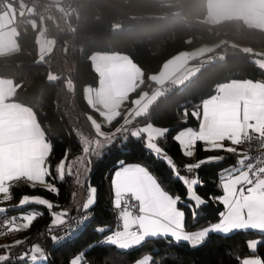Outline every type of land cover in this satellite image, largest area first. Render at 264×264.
Here are the masks:
<instances>
[{
	"label": "trees",
	"instance_id": "trees-1",
	"mask_svg": "<svg viewBox=\"0 0 264 264\" xmlns=\"http://www.w3.org/2000/svg\"><path fill=\"white\" fill-rule=\"evenodd\" d=\"M20 1L33 6L31 13L16 17L17 50L0 56V77L13 80V99L30 106L37 115L38 122L45 130L46 137L53 143V153L49 164L53 176L54 165L65 157H76L83 148L77 133H94L87 116L97 112L87 105L84 95L86 86H96L99 75L93 68L91 55L94 52H117L130 57L139 69L140 78L136 91L121 108V117L112 126L114 130L123 120V111L131 100L146 88L150 75L157 72L162 64L175 53L192 48L200 43H214L221 39L218 47L196 60L197 71L185 82L174 85L169 92L158 98L150 107L148 117H140L134 124L146 123L167 127L169 132L158 144L174 158L181 174H187L182 165L198 162L208 156H223L220 162L203 165L196 170L202 185L196 191L208 203L197 210L194 220L192 210L186 204L178 205L185 211V227L193 230L207 226L219 219L223 205L213 202L210 197L221 195L219 172L236 162V155H226L220 150L204 151L201 142L197 143L193 158H185L174 136L186 127H197L198 121L191 116L194 106L215 92L219 83L235 79L264 81V69L256 61L264 59V30L249 26L238 19H227L219 23L207 20L206 0H70L68 6L63 0H0V9L7 4L17 5ZM54 1V0H53ZM62 3L64 12L56 5ZM19 4L17 9H19ZM47 6L49 10L43 11ZM44 27V30L40 29ZM40 31V32H39ZM49 34L54 39V47L41 60L38 59L37 33ZM224 57L219 58L218 54ZM203 59V60H201ZM49 73L54 75L49 79ZM185 108L188 115L185 117ZM145 138H131L126 142L117 139L107 146L99 158H92L88 179L80 187L82 196L86 187L97 189L96 201L89 209L90 220L72 238L56 244L51 236L64 233L66 226L49 231L51 215L45 206L28 205L12 209L23 194L40 195L59 207L51 211L69 208L77 211L72 193L78 192L73 177L56 183L59 193L53 194L43 188L32 189L21 185L13 190L14 199L3 203L10 214L37 210L42 212L30 229L0 237L4 239L28 238L25 245L15 248V254L25 251L32 244L39 243L48 255L46 264H69L70 259L81 250L86 251V260L91 264H131L143 255L152 257L150 264H238L250 254L264 258V243L252 253L247 244L253 239L264 240V234L250 230H234L231 234L211 233L206 241L192 247L187 242L179 244L171 238H148L142 245L131 250H120L113 245L101 243L115 229V209L112 205L110 180L118 167V161L141 163L148 166L162 186L171 194L186 197V188L173 177L170 168L162 160L156 159L144 147ZM191 177V174H188ZM82 197V198H83ZM72 225V222H71ZM109 231L98 233V227Z\"/></svg>",
	"mask_w": 264,
	"mask_h": 264
},
{
	"label": "snow or ice",
	"instance_id": "snow-or-ice-1",
	"mask_svg": "<svg viewBox=\"0 0 264 264\" xmlns=\"http://www.w3.org/2000/svg\"><path fill=\"white\" fill-rule=\"evenodd\" d=\"M264 69V66H261ZM139 69L134 66L116 72H101L98 86L89 90L87 105L94 109L99 117L98 122L88 115L91 129L94 133L79 135L83 145L82 155L66 163L67 153L55 165L53 176L49 164L50 154L54 145L46 137L45 130L38 122L36 113L13 104H0V204L14 199L13 190L21 185L32 189L37 187L57 194L56 183L64 182L67 177H73L77 186L83 187L88 179L92 158H99L107 146L117 139L126 142L131 138H144V147L156 159L162 160L170 168L173 177L186 188V197L171 194L162 186L158 177L141 163H126L118 161V167L111 179L114 193V209L118 210V224L110 231L101 243L113 245L120 250H131L142 245L148 238H171L176 243L187 242L190 246L202 245L211 233L231 234L234 230H256L264 234V151L258 156L239 152L237 147L252 141H258V147L264 149V81L253 79L231 80L219 83L215 92L205 98L202 104L194 106L191 116L198 121V128L186 127L174 136L182 155L193 158L198 142L204 145V151L224 150L237 154L233 166L219 172V187L222 195L210 197L213 202L223 205L219 212V222L211 223L200 230L187 231L185 227V205L192 210L195 220L202 206L208 201L196 191L202 185L196 170L203 165L220 162L223 156H209L198 162L182 165L187 174H181L174 158L165 148L158 144L169 132L167 127H157L152 123L144 126H133L137 118L148 117L150 107L158 98L165 95L156 92L154 95H140L131 101L133 107L123 116V122L114 131L102 130L104 125L112 126L121 117V107L129 100L130 94L136 91ZM153 79H157L153 77ZM185 117L188 110L185 108ZM232 146H226L225 142ZM191 174V178L190 175ZM97 189L89 184L85 202L75 205L79 217H71L68 209L51 211L59 207L40 195L23 194L12 209L24 208L28 205L45 206L51 215L49 231L53 228L66 226L71 232V222L82 224L90 217L89 209L96 201ZM77 193L73 192L75 197ZM9 207L0 206V237L24 232L42 215V212L30 210L16 215L7 216ZM98 233L109 231L106 227H98ZM55 242L56 236H51ZM28 238L17 239L9 244H0V264H46L48 255L39 243L19 254L12 250L27 244ZM264 240L253 239L247 246L252 253H257ZM89 246L87 250H90ZM81 250L70 259L69 264H91L86 260V251ZM151 256L133 261L132 264H149ZM238 264H264V258L259 254L244 258Z\"/></svg>",
	"mask_w": 264,
	"mask_h": 264
},
{
	"label": "crops",
	"instance_id": "crops-1",
	"mask_svg": "<svg viewBox=\"0 0 264 264\" xmlns=\"http://www.w3.org/2000/svg\"><path fill=\"white\" fill-rule=\"evenodd\" d=\"M18 4H20V2ZM17 5L7 4L5 8L0 9V56L17 50L16 17L17 15L22 14L20 5L18 6L19 9H17ZM206 7H207V20L210 23L215 24V23H219L221 21L227 20V19H238V20L243 21L245 24L249 26L257 27V28L264 30V0H206ZM42 37H45V36H42ZM222 42H223V39L217 42H214V43L204 42L192 48L184 49V50H181L175 53L162 64L161 68L157 72L150 75L149 83L153 84L156 87L155 90L153 92H148L146 88L142 89L139 92V94L135 96L133 99H136L140 95H143V94H148L149 96H151V95H154L158 91L163 92V87L167 83H173V85H178V84L185 82L186 80H188L190 77H192L196 73L197 71V66L195 63L196 60H199L207 53L214 51L218 47V45L221 44ZM90 59H91L93 68L96 70V72L99 75V78H100L101 72H109V71L116 72V71H120L121 69L132 67V66H134L137 69V66L130 59V57L123 53L94 52L91 55ZM139 76H140V73L138 74V80L136 82V86L140 78ZM153 77H156L157 79L154 80ZM235 80H243V79H235ZM230 81H227V82H230ZM254 81H257V80H254ZM96 86H98V83ZM96 86H86L84 88V95H85L86 100L88 99L89 90L94 89ZM14 91H15V84L13 80L10 78H6V77H0V104H5V105L13 104V105L19 106L20 108H26L34 112L30 106L19 103L13 99ZM124 105H122V107ZM132 107H133L132 103L126 106V108L123 111V116L126 115L127 110ZM90 115L93 116V118L97 119L98 122H102L103 118L99 117L98 113L97 115H94V114H90ZM104 126H107V125H104ZM133 126H139V125L134 124L129 127H133ZM154 126H157V125H154ZM157 127H161V126H157ZM195 128H198V126ZM102 130L106 132L108 131L104 127ZM144 138L146 139V137ZM225 144L226 146H232L230 145V142H227V141L225 142ZM233 147H237L238 153L242 152L240 146H233ZM220 151L226 155L234 154V153H227L224 150H220ZM234 155H236V160H237L238 158L237 154H234ZM74 158L70 159L69 161L73 160ZM69 161H65V162L67 163ZM59 162L60 161L55 163V165H57ZM54 171H55V167H54ZM113 175H114V172L112 173V176ZM112 176H111V179H112ZM110 185H111V180H110ZM111 193H112V205L114 207V204H113L114 193H113L112 187H111ZM221 195H222V189H221ZM0 206H3V205L0 204ZM215 222H219V219ZM207 226H200L199 228H196L193 230H187V229L186 230L187 231L200 230ZM250 231H256V230H250ZM15 240L16 239H10V240L4 239L1 241V243L9 244ZM252 255H255V254L247 255L243 257L242 259L250 258V256ZM144 256H150V255H143L137 260L143 259ZM150 263H151V260L149 264Z\"/></svg>",
	"mask_w": 264,
	"mask_h": 264
},
{
	"label": "built area",
	"instance_id": "built-area-1",
	"mask_svg": "<svg viewBox=\"0 0 264 264\" xmlns=\"http://www.w3.org/2000/svg\"><path fill=\"white\" fill-rule=\"evenodd\" d=\"M51 2L56 3V1L51 0ZM70 4V0H63V5L64 6H68ZM49 10V8L47 6H45L43 8L44 12H47ZM41 36H44V33H41ZM174 87L173 83H167L164 85L163 87V92H169L172 88ZM155 86L151 83H147L146 85V90L148 92H153L155 90ZM242 152L251 155V156H258L261 154L262 151H264V149H260L258 147V141H252L250 144L249 143H245L242 145H239ZM116 216H115V228L118 224V210H115ZM83 213L78 214L77 211H73L72 213H70L71 217H79V215H82ZM13 214L7 213V216H12ZM91 217V216H90ZM90 217L87 221H84L82 224H76L75 221H72V231L71 232H67L65 231L64 233H62L61 235L57 236V240L55 241L56 244H59L61 242H63L66 239L72 238L73 236H75L79 231H81L83 229V227L88 223V221L90 220ZM3 222V218L0 217V223Z\"/></svg>",
	"mask_w": 264,
	"mask_h": 264
},
{
	"label": "rangeland",
	"instance_id": "rangeland-1",
	"mask_svg": "<svg viewBox=\"0 0 264 264\" xmlns=\"http://www.w3.org/2000/svg\"><path fill=\"white\" fill-rule=\"evenodd\" d=\"M20 9H21V12L22 13H31L33 11V6L31 4H27L26 2L24 1H20ZM56 7L64 12V6L62 5V3H58L56 5ZM44 30V27L42 26V28L40 29V31ZM39 31V32H40ZM39 32L37 33V36H36V42H37V51H38V59L42 61V59L44 58L45 55H47L48 53H50L54 47V39L49 35L47 34L45 37H42L40 36ZM256 61L258 62V64H260L261 66H264V59H260V58H257ZM138 69V68H137ZM140 77V76H139ZM54 78V75L52 73H49V79H53ZM84 134V133H83ZM82 151L78 154V155H82ZM76 158V157H75ZM74 158V159H75ZM70 162V161H69ZM68 163V162H67ZM191 178V177H190ZM88 187H86V190H87ZM87 192V191H86ZM86 196H87V193L85 195V197L82 196V192H81V188L78 187V192H77V195L75 196L74 198V205H77V204H82L83 202H85L86 200ZM42 197V196H41ZM83 197V198H82ZM45 198V197H43ZM65 209H68L69 208H65ZM62 210V209H60ZM58 210V211H60ZM21 212H27V211H21ZM36 244V243H35Z\"/></svg>",
	"mask_w": 264,
	"mask_h": 264
},
{
	"label": "water",
	"instance_id": "water-1",
	"mask_svg": "<svg viewBox=\"0 0 264 264\" xmlns=\"http://www.w3.org/2000/svg\"><path fill=\"white\" fill-rule=\"evenodd\" d=\"M218 57H219V58H223V57H224V54H223V53H219V54H218ZM201 60H203V59H201Z\"/></svg>",
	"mask_w": 264,
	"mask_h": 264
}]
</instances>
